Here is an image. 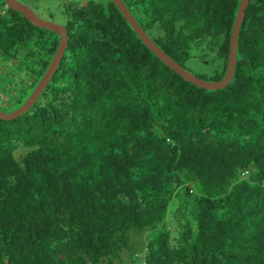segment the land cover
<instances>
[{
	"label": "trees",
	"instance_id": "trees-1",
	"mask_svg": "<svg viewBox=\"0 0 264 264\" xmlns=\"http://www.w3.org/2000/svg\"><path fill=\"white\" fill-rule=\"evenodd\" d=\"M122 1L174 61L224 78L240 0ZM65 14L54 75L0 119V264H264V0L220 90L171 70L111 0ZM58 43L0 0V62L23 75L0 110L26 101Z\"/></svg>",
	"mask_w": 264,
	"mask_h": 264
},
{
	"label": "water",
	"instance_id": "water-1",
	"mask_svg": "<svg viewBox=\"0 0 264 264\" xmlns=\"http://www.w3.org/2000/svg\"><path fill=\"white\" fill-rule=\"evenodd\" d=\"M7 7L13 11L20 13L25 19L30 21L35 27L46 29L54 34H56L59 38V43L57 49L45 71L40 81L37 83L29 97L26 101L17 109L11 112H4L0 110V119L2 120H11L16 118L23 113H25L37 100L40 93L46 87L52 76L54 75L58 65L60 64L63 54L66 50L68 44V33L64 26L40 19L36 16L34 12H32L29 8L24 5L19 4L15 0H4ZM111 2L117 7L120 11L124 19L128 22V24L132 27L134 32L138 35V37L142 40L144 45L165 65H167L171 70L176 72L180 77L184 80L192 83L196 87H200L206 90H220L225 88L229 82L231 81L235 63H236V53H237V44L238 37L241 24L244 20L245 10L249 3V0H240V4L236 13L234 25L232 28V33L230 37V49L228 54V63L226 68V73L224 78L221 81H207L197 77L196 75L190 73L182 67L179 63L174 61L171 57H169L163 50H161L152 39L146 34L143 28L137 23L131 12L125 6L122 0H111Z\"/></svg>",
	"mask_w": 264,
	"mask_h": 264
},
{
	"label": "rangeland",
	"instance_id": "rangeland-1",
	"mask_svg": "<svg viewBox=\"0 0 264 264\" xmlns=\"http://www.w3.org/2000/svg\"><path fill=\"white\" fill-rule=\"evenodd\" d=\"M4 1V0H3ZM21 5L26 6L40 19L48 20L60 25H64L67 21L65 9L67 7H80L90 0H15ZM106 3L107 0H93ZM5 3V2H4ZM185 68L190 73L209 74L213 71V67L202 63L199 59H190L185 63ZM17 67L7 62H0V108L12 109V100L10 97L17 96L18 90L21 88L18 84H23L21 75L17 73ZM12 90V92L10 91ZM15 110V109H14ZM11 110V111H14ZM9 111V112H11ZM8 113V112H7ZM127 262L128 259H125Z\"/></svg>",
	"mask_w": 264,
	"mask_h": 264
},
{
	"label": "flooded vegetation",
	"instance_id": "flooded-vegetation-1",
	"mask_svg": "<svg viewBox=\"0 0 264 264\" xmlns=\"http://www.w3.org/2000/svg\"><path fill=\"white\" fill-rule=\"evenodd\" d=\"M62 26H64V25H62ZM65 27V26H64Z\"/></svg>",
	"mask_w": 264,
	"mask_h": 264
}]
</instances>
